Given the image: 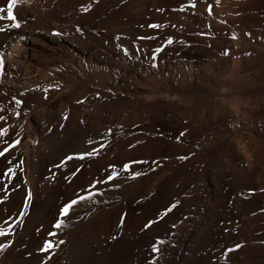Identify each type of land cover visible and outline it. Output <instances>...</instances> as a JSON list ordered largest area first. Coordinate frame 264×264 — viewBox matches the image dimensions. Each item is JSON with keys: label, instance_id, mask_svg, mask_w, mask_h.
<instances>
[{"label": "bare ground", "instance_id": "6f19581e", "mask_svg": "<svg viewBox=\"0 0 264 264\" xmlns=\"http://www.w3.org/2000/svg\"><path fill=\"white\" fill-rule=\"evenodd\" d=\"M14 14L19 28L0 19V264H264V0Z\"/></svg>", "mask_w": 264, "mask_h": 264}, {"label": "snow or ice", "instance_id": "6c2138e0", "mask_svg": "<svg viewBox=\"0 0 264 264\" xmlns=\"http://www.w3.org/2000/svg\"><path fill=\"white\" fill-rule=\"evenodd\" d=\"M28 0H10V2L7 4V8H0V13H4L6 11V17L5 16H0V19H4V18H7L11 21H13V23L10 25V27L12 28H19L21 27V22L18 20V17L16 14H14V8L22 5V4H25L27 3ZM216 3L219 4L220 3V0H216ZM193 7H195V3L193 2L192 4ZM90 10V6H87V7H84L83 8V11L84 12H87ZM209 13H211V6H209ZM151 27H154V28H159L161 27L160 25H151ZM7 29L4 28V27H0V31H6ZM57 35H59V33H57ZM233 39H237L238 37L236 36V34H233L232 36ZM23 39V38H21ZM168 44H171L173 43V41L171 39L168 40L167 42ZM157 52L159 51H162V49H157L156 50ZM225 55L227 53H224ZM4 64H5V59H4V53L3 52H0V72L3 71V68H4ZM48 89H45V92H47ZM20 103H22L21 101L17 100L16 101V104L19 105ZM16 115L18 116L19 113L17 112ZM2 119H5L4 117H0V120ZM65 119H67V116H65ZM7 134V129H2L0 130V136L2 135H6ZM20 141L19 139H17L16 141H14V143L10 146V147H15L17 144H19ZM89 143H92V141H89ZM8 151V149H5L4 151H0V156H4L5 155V152ZM98 151V150H97ZM85 155L87 156H92L93 155V152H89V153H86V154H82L80 155L78 158L79 159H84L85 158ZM68 159H72V157H68ZM180 159H185V157H180ZM133 163H146V161H134ZM131 168V165L130 164H126L124 166V169L125 170H128ZM9 173L11 174H15V169H8V172L5 173V175H8ZM114 175L113 174L112 176H109V180L114 178ZM135 176H138L140 175V173H135L134 174ZM6 198V197H5ZM31 198V194L29 193V199ZM91 196H88V197H84V196H81L79 199L80 200H83V199H90ZM3 201L0 200V203H2ZM79 203V200H72L71 202H69L67 205H65L62 209V214L64 215H67L68 212L72 209L73 205ZM27 207V205H25V208ZM173 207H175V205H173ZM171 209H169L170 211ZM166 214V213H165ZM23 215V214H21ZM56 228H60L61 227V223H57L55 225ZM146 227H150V225H146ZM6 234H10V229H2L0 228V236H4ZM62 243V241H61ZM160 244L164 243V241H159ZM10 244H3V245H0V251H2L4 248H7L9 247ZM54 245L51 243V242H46L44 247L41 249V251H48L49 249H51ZM237 247H240V245H237ZM235 249H228L229 252L231 251H234ZM153 251H156L158 252L159 251V248L158 246L154 245L153 246Z\"/></svg>", "mask_w": 264, "mask_h": 264}, {"label": "rangeland", "instance_id": "374dc122", "mask_svg": "<svg viewBox=\"0 0 264 264\" xmlns=\"http://www.w3.org/2000/svg\"><path fill=\"white\" fill-rule=\"evenodd\" d=\"M235 244H237V245H239V244H240V245H242L243 243H242V241H241V243H239V242H236ZM237 245H236V246H237Z\"/></svg>", "mask_w": 264, "mask_h": 264}]
</instances>
